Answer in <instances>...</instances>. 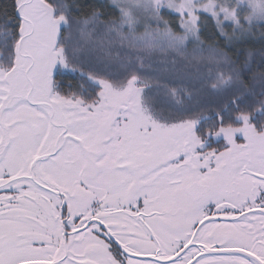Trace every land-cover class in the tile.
I'll return each instance as SVG.
<instances>
[{
	"label": "snow or ice",
	"instance_id": "1",
	"mask_svg": "<svg viewBox=\"0 0 264 264\" xmlns=\"http://www.w3.org/2000/svg\"><path fill=\"white\" fill-rule=\"evenodd\" d=\"M0 264H264V0H0Z\"/></svg>",
	"mask_w": 264,
	"mask_h": 264
}]
</instances>
